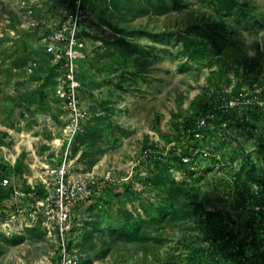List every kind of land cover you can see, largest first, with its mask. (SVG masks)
I'll list each match as a JSON object with an SVG mask.
<instances>
[{
	"label": "rangeland",
	"instance_id": "obj_1",
	"mask_svg": "<svg viewBox=\"0 0 264 264\" xmlns=\"http://www.w3.org/2000/svg\"><path fill=\"white\" fill-rule=\"evenodd\" d=\"M72 2L0 0V173L6 164L15 183L43 182L45 165L59 164L68 146L52 145L63 139L67 108L44 35ZM152 3L164 11L144 14ZM85 8L77 73L90 116L70 157L106 179L66 236L78 264H192L193 247L208 246L222 225L247 254L264 249V187L247 172L252 158L264 174V0H86ZM221 23L218 53L209 35ZM206 103L234 113L186 130ZM197 203L216 213L194 211ZM1 206L0 264H58V238L11 219V197Z\"/></svg>",
	"mask_w": 264,
	"mask_h": 264
},
{
	"label": "built area",
	"instance_id": "obj_2",
	"mask_svg": "<svg viewBox=\"0 0 264 264\" xmlns=\"http://www.w3.org/2000/svg\"><path fill=\"white\" fill-rule=\"evenodd\" d=\"M86 0H73L72 9L63 20L45 32L44 41L52 51L55 62L63 69L61 94L67 110L66 122L62 126L59 145L67 144L59 164L45 165L43 182L27 180L12 181L15 173L2 178L3 187L11 186L15 215L11 219H24L27 226L40 225L47 236H56L60 243L58 264H78V256L72 254L66 243V236L73 224L78 207L99 192L105 177L93 172L76 169L71 154V145L82 125L89 119V110L81 99L82 79L77 73V62L85 56V41L82 37L83 21L87 18ZM238 101L240 97H237ZM237 99L227 100L228 110L237 105ZM199 127L207 125L206 118L198 120ZM57 140V139H56ZM56 140L52 145L56 144ZM6 211V209H5Z\"/></svg>",
	"mask_w": 264,
	"mask_h": 264
},
{
	"label": "trees",
	"instance_id": "obj_3",
	"mask_svg": "<svg viewBox=\"0 0 264 264\" xmlns=\"http://www.w3.org/2000/svg\"><path fill=\"white\" fill-rule=\"evenodd\" d=\"M86 2V1H85ZM177 2H175L176 4ZM166 5V3L164 2ZM85 5V4H84ZM247 5V4H246ZM165 8L158 7L156 4L152 3V8L148 9L146 8L144 10V14L148 13V11H152L155 13H162ZM231 10V9H230ZM225 24L221 23L219 26L215 27L214 32L216 34L209 35V38L212 39V43L214 45L215 50L219 53L221 50V44L218 42L219 39V28L225 29ZM184 38V36H183ZM199 54L198 51H191L189 54V57L195 58ZM234 109V108H231ZM234 110L226 111L219 108H216L213 104L206 103L205 107L203 108L202 112L200 113L202 116L206 118L207 124L214 121V118L218 119V124L223 123L224 121H227L231 115H233ZM199 114V115H200ZM196 116V115H195ZM193 116L191 118H188L187 123L185 125L186 130L189 129H201L197 124L196 117ZM250 164L252 165L251 169L247 170L248 175L250 178H254L257 181L261 182V185L264 187V174L263 175H257L255 172L256 164L252 161V158L249 160ZM3 171L0 173V211H3V207L1 206V202L5 198H9L11 196L12 187L7 186L3 187L1 185L2 178L6 175L12 174L11 170H8L6 164L3 165ZM175 191L179 193H186V189H184L181 186L175 187ZM262 202L264 203V195L261 196ZM204 210L207 212L209 217H212L216 211L207 210L204 207H201L199 203L195 204L194 211ZM168 210H160L159 215L163 216ZM0 212V213H1ZM170 213L176 215L177 210L173 209L170 210ZM250 229H254V223L250 224ZM259 229L264 231V221L260 224L258 227ZM31 232L34 231H40L41 226L36 225L33 227L28 228ZM44 231V230H43ZM210 232L206 233V236H209ZM207 238V237H206ZM219 239H221L219 241ZM189 261L192 262V264H264V249L259 251V249L255 250V252H252L251 255L247 254V248L245 246V243L243 241H239L233 236L232 230L228 226L222 225V227L218 230L217 238L212 239L209 241V245L206 246L205 244H202L200 246L193 247L192 252L189 256Z\"/></svg>",
	"mask_w": 264,
	"mask_h": 264
},
{
	"label": "bare ground",
	"instance_id": "obj_4",
	"mask_svg": "<svg viewBox=\"0 0 264 264\" xmlns=\"http://www.w3.org/2000/svg\"><path fill=\"white\" fill-rule=\"evenodd\" d=\"M56 142H59V140L57 139Z\"/></svg>",
	"mask_w": 264,
	"mask_h": 264
}]
</instances>
